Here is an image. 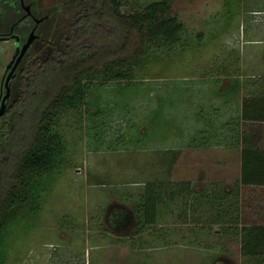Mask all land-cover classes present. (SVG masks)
<instances>
[{"label": "rangeland", "instance_id": "obj_1", "mask_svg": "<svg viewBox=\"0 0 264 264\" xmlns=\"http://www.w3.org/2000/svg\"><path fill=\"white\" fill-rule=\"evenodd\" d=\"M69 1L31 0L38 16L59 5V13L51 12V17L65 22L78 11L63 5ZM123 1L124 12L142 9L145 3ZM171 14L185 24L186 34L175 51L163 47L160 58L134 72L148 76L146 81L132 90L116 83L95 86L82 122L74 115L60 120L69 147L65 168L47 182L39 211L6 236L8 264H246L240 241L209 237L212 244L221 245L209 250L190 246L189 230L176 223L173 214L137 235L134 202L126 201L158 176L191 182L199 189L219 181L230 188L241 179V148L223 143L194 148L188 143L204 126L202 102L219 104L211 95L214 89L201 101L209 84L230 83L228 77L210 74L214 66L239 54V61L245 62L246 71L239 69L243 78L246 72L264 74V0H173ZM185 42L189 46L182 48ZM139 46L137 38L131 53ZM14 49L13 41L0 39V90ZM138 51L137 57L144 58V49ZM238 97L236 106L241 104ZM98 109L110 113L112 121L102 142L90 129L99 119ZM260 128L252 130L264 131V125ZM243 194L259 199L257 212L248 213L261 216L264 223V188H244ZM118 213L129 216L121 229L115 227Z\"/></svg>", "mask_w": 264, "mask_h": 264}, {"label": "trees", "instance_id": "obj_2", "mask_svg": "<svg viewBox=\"0 0 264 264\" xmlns=\"http://www.w3.org/2000/svg\"><path fill=\"white\" fill-rule=\"evenodd\" d=\"M144 2L142 9L124 12L123 0H70L63 5L78 7L73 18L65 22L50 16L37 26L38 38L10 82L8 108L0 118V264H8L4 244L8 233L39 211L47 182L55 178V171L65 168L69 147L60 120L74 115L82 122L95 86L116 83L122 90L137 88L149 77L134 72L160 58L163 47L175 51L186 34L185 24L171 14L173 0ZM51 12L59 13V5ZM18 25L24 40L37 24L24 20ZM137 38L140 46L131 53ZM143 49L145 57H137ZM239 57L231 54L210 74L236 77L235 83H240ZM257 81L263 88L264 78ZM242 103L227 119L217 116L213 121L204 116L203 128L188 143L194 148L219 143L241 148L240 181L230 188L219 181L199 189L191 182L151 179L142 193L126 198L134 202L137 235L155 229L162 217L173 214L176 223L189 230L190 246L209 250L221 245L212 244L209 237L230 238L241 242L246 264H264V223L261 216L248 213L257 212L259 199L243 194L244 188H264V151L254 149L244 138V131L264 122V93L251 92ZM96 115L99 119L90 129L102 142L111 127V115L104 109ZM198 235L204 236L202 240Z\"/></svg>", "mask_w": 264, "mask_h": 264}, {"label": "crops", "instance_id": "obj_3", "mask_svg": "<svg viewBox=\"0 0 264 264\" xmlns=\"http://www.w3.org/2000/svg\"><path fill=\"white\" fill-rule=\"evenodd\" d=\"M249 43H251V42H249ZM243 50L244 49H242V54H243ZM243 55H242V57H243ZM244 65H245V62L240 61V66L242 69L243 68L245 69ZM248 66H249V64H248ZM245 71L246 70H244V72ZM258 73L259 72H255V73L246 72L244 74L245 78H243V76L241 74H239L240 83H235V81L237 80L236 77H228L229 81H230L229 84H225V82H223V80H222V82H220L221 80H216L215 85L213 84L214 86L212 85V83L209 84L210 86H208L206 91H205L206 95L203 96V99L201 101H206L207 98L209 99V97L214 94V97H215V95L217 96V97H215V99L217 100V102H219V104L213 105V104H210L208 102H205L203 104V102H202V105L199 106L200 108H202L201 109L202 113H200V123L203 122L204 116H206L207 118L209 117L213 121L217 120V118H216L217 116H218V119H220V120L227 119L230 117L232 110L242 108V104H243L242 102H243L244 98L248 97V95L251 92L255 91L257 93L258 92L264 93V84L262 85L263 88H260L258 81L256 82V80H258L260 78H264V74L262 73V75L261 74L258 75ZM219 79H221V78H219ZM253 81H255V82H253ZM206 84H207V82H206ZM224 86H226L225 89H224ZM209 89H214L213 93L211 95H210V92H208ZM230 90H236V91L230 92ZM208 93H209V95H208ZM242 95H243V99L241 98ZM238 96L240 97L239 101H241V104L238 103V105L236 106V103H234V100ZM214 97H212V99H214ZM191 107H193V104L191 105ZM216 109H217V111H216ZM216 112H217V115H216ZM263 125H264V122H259V123H256V125L248 128L247 131H244V138H245V140H247V142L250 141L251 147H253L254 149H260V150L264 151V131H257L256 132V131L252 130V128H258V127H261L260 128V130H261ZM221 138L224 140L225 137L221 136ZM247 145H248V143H247ZM117 215H118L117 216L118 220L122 219L121 216H119V214H117Z\"/></svg>", "mask_w": 264, "mask_h": 264}, {"label": "flooded vegetation", "instance_id": "obj_4", "mask_svg": "<svg viewBox=\"0 0 264 264\" xmlns=\"http://www.w3.org/2000/svg\"><path fill=\"white\" fill-rule=\"evenodd\" d=\"M35 3L36 2H31V0H3V2L2 1L0 2V29L1 27L5 26V28L0 31V35H2L0 36V39L4 40L3 38H9L8 40L13 41L15 45V49L13 53L11 54V57L5 66V71L3 73V77L1 80L0 108L2 104V95L4 96L6 94L5 89L3 90V94H2V89L4 86V78H6V76L10 73L11 69L13 68L14 63L11 66V68L8 69L9 65L14 61V57L16 55L18 57L17 42L19 40L20 42L19 48H22L23 45L26 43L29 34L36 27L34 26L32 30H30V32L28 33L27 37L23 40V36H22L20 29L18 28L19 27L18 24L23 23L24 20L26 21V23H29L32 21L36 22L37 19L42 20L40 24L46 21H49L50 16H51V11L54 8L52 7L51 10H48V12L44 16H38L37 15L38 10L36 9L37 6L35 7ZM37 4H38V1H37ZM28 7L29 9L27 10L26 8ZM40 8L41 6L39 7V9ZM37 32L38 31L36 30V34ZM18 68L19 66L16 68L13 78L15 77V74L18 71ZM118 214L119 216H121L122 219L118 221L116 220L115 227L117 229H121V227H126V225H128L127 223L129 222V218H128L129 216L127 215L126 217H123L122 213H118Z\"/></svg>", "mask_w": 264, "mask_h": 264}, {"label": "water", "instance_id": "obj_5", "mask_svg": "<svg viewBox=\"0 0 264 264\" xmlns=\"http://www.w3.org/2000/svg\"><path fill=\"white\" fill-rule=\"evenodd\" d=\"M27 10L29 9L26 8ZM42 20H36V27L31 31V33L28 36V39L26 41V43L23 45L22 48H19L20 42L18 40L17 44H18V57L17 55L14 57V61L9 65L8 69L11 68V66L13 65V68L11 69L10 73L6 76V78H4V86L2 89V94H3V90H6V94L3 96L2 95V104H1V108H0V118L5 114V112L7 111V102L10 99L11 96V87H10V82L14 76L15 70L16 68L19 66L20 62L22 61L23 57L25 56V54L27 53V51L30 49V47L32 46V44L34 43V41L38 38L37 34H36V30H37V26L41 23ZM4 40H8L9 38H3Z\"/></svg>", "mask_w": 264, "mask_h": 264}]
</instances>
